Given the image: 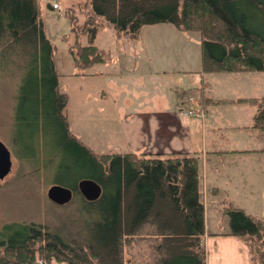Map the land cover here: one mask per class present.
I'll list each match as a JSON object with an SVG mask.
<instances>
[{
  "label": "trees",
  "instance_id": "trees-1",
  "mask_svg": "<svg viewBox=\"0 0 264 264\" xmlns=\"http://www.w3.org/2000/svg\"><path fill=\"white\" fill-rule=\"evenodd\" d=\"M80 1L85 20L76 30L80 37L71 27L74 41L68 48L77 68L104 60L93 45L104 27L134 37L143 25L169 23L199 34L202 72L264 71V0ZM68 16L70 24L76 22ZM52 54L39 0H0V70L15 80L11 98L17 101L6 117L11 130L18 125L21 131L8 138L13 147L28 150L21 154L27 166L38 165L24 175L37 174L43 158L66 174L74 172L67 183L51 181L70 192L58 200L59 209L70 214L57 215L54 222L0 225V264H133L124 248L145 240L151 243V264H204L197 155L91 151L68 129L66 95L58 91ZM240 101L254 107L250 127L264 137V95ZM84 181L97 186L95 197L80 192ZM222 214L228 225L223 234L245 242L251 264H264V221L229 202Z\"/></svg>",
  "mask_w": 264,
  "mask_h": 264
},
{
  "label": "rangeland",
  "instance_id": "rangeland-1",
  "mask_svg": "<svg viewBox=\"0 0 264 264\" xmlns=\"http://www.w3.org/2000/svg\"><path fill=\"white\" fill-rule=\"evenodd\" d=\"M72 3L74 4L69 9L61 2L59 10L57 8L59 14L51 13L45 5H40V16L45 35L53 48L58 91L66 95L63 114L68 129L94 153L126 150L127 143L122 135L121 122L117 120L123 107L125 108L126 100L131 101L128 108L131 110L136 109L139 103L148 102L149 106L156 101L163 105L157 111H168L175 106V91L183 89L191 94L196 87L202 86L204 93L193 91L191 95L198 102L201 101L200 96L216 100V104H208L201 109L203 118L209 119V128L214 127L219 120L221 123L227 116L245 118L250 113L251 118L252 105L237 97L264 95V71L202 72L199 34L195 31L177 30L169 23L143 25L134 37L117 35L110 27L103 28L95 34L93 40L104 57L103 62L88 69L82 66L77 68L68 53L69 45L74 41L71 27L76 34L85 20L86 12L80 0H73ZM69 13L76 17L73 24L69 22ZM76 35L75 38L80 37L78 33ZM80 40L81 44L86 43L84 36ZM158 68L168 71L156 74L155 70H159ZM85 69L86 75H78L79 70ZM14 83L15 80L8 76L7 70H0V146L9 152L10 161L6 173H1L5 165H0V225L47 219L54 222L57 215L70 213L69 210L63 212V209H59L58 200L62 195L60 191L48 192L52 186L51 181L56 178V182L67 183L74 172L66 174L64 168L58 169L57 163L52 165L47 158H43L39 162L41 167L37 174L24 175L25 170L35 169L38 165L27 166L21 154L22 151L28 154V150L13 147V142L8 138L9 132L16 138L21 136L20 127L15 125L11 130L10 121L6 117L8 114L11 116L12 112L8 110V106L12 105L14 108L13 105L16 106L17 102L11 98L16 96ZM222 99L230 103H222ZM231 102L237 104L227 105ZM242 132L233 131L224 139L237 141L243 147H261L258 152L264 151V141ZM212 135L214 134L210 132L206 143ZM219 137L215 144L222 145V135ZM191 146L194 150L200 148L195 134ZM206 148L208 150L209 147ZM210 148L213 149V146ZM197 157L198 189L205 206L206 230L228 229L227 218L222 214L226 201L221 200L224 196L222 160L225 157L212 154H206V159L203 160H200L198 154ZM237 163L241 165L237 164L234 171L244 174L245 178L234 186L230 198L242 206L240 208L244 212L256 214L264 220V153L243 155ZM67 230L71 231L70 228ZM124 255L130 257L133 264H151V243L145 240L135 243L131 248L125 247Z\"/></svg>",
  "mask_w": 264,
  "mask_h": 264
},
{
  "label": "crops",
  "instance_id": "crops-1",
  "mask_svg": "<svg viewBox=\"0 0 264 264\" xmlns=\"http://www.w3.org/2000/svg\"><path fill=\"white\" fill-rule=\"evenodd\" d=\"M53 1L59 5V8L61 2L65 4V8L71 7V5L74 4L72 3L73 0H39V5H45L51 13L59 14L57 9H52L50 6ZM81 5L84 7V2H82ZM93 45L98 48L95 44ZM87 69H85V71L79 70V72H77L78 75H86ZM158 69L159 70H155L156 74L159 72L167 73L168 71L164 68ZM193 91L200 94L204 93L202 92V86L196 87ZM191 94L189 92L186 93L183 89H181L180 92L175 91V106L174 108L168 109V111L166 110L167 112L162 110L157 111V109H162L163 105L156 101H153V103L149 106L147 105L148 102L139 103L137 108L133 110L128 109L131 106V101H124L125 108L123 107L124 110L120 113L117 120L121 122L122 135L126 139L127 148L122 152L112 153L142 152L146 154H157L187 152L200 155V160L206 159V154H212L216 157H220L222 155V157L225 158L224 161L222 160V193L224 196H222L221 200L229 202L233 206L240 208L242 206L236 204L230 198V196L233 195L234 186L240 184V179L245 178L244 174L234 171V169H237V161L240 160L243 155L253 156L254 153H264V151L258 152L261 147H243L237 141L231 142L230 140H225L224 138L227 135L230 136V133L233 131L241 134L243 133L242 131H245L248 135L250 134L253 137L255 136L257 138L256 140L264 141V137L261 133L257 129L250 127L254 107L252 106L253 110L251 112V118H249L250 113H248L249 117L245 118L227 116L226 119L223 118L221 120V123L219 120L214 127L208 128V117L203 118L202 114L201 116L184 115L182 112L183 110L181 111L182 108L180 107L191 108L195 106V104H198L201 109H204L208 104H216V100L212 101L208 97L203 98L200 96L201 101L198 102L194 99L195 96ZM260 96L254 94L240 96L237 97V99L240 100ZM189 97L194 99V103L188 101ZM222 100V103H230L226 102L224 99ZM235 104L237 103L231 102V104L227 105ZM210 132L214 135L210 136L209 142L206 143V138L210 135ZM194 134L196 135V138H198L200 144V148L198 150H194L191 146ZM220 135H222V145L215 144L217 143L216 139L220 138ZM211 146H213V149L210 148ZM206 147H209L208 150ZM238 165H241V163ZM201 201L203 204L204 224V264H251L248 247L241 238L223 234L227 231L225 228H221L220 230H206L205 206L203 200ZM241 209L243 210V208ZM246 214L260 217L256 214Z\"/></svg>",
  "mask_w": 264,
  "mask_h": 264
},
{
  "label": "water",
  "instance_id": "water-1",
  "mask_svg": "<svg viewBox=\"0 0 264 264\" xmlns=\"http://www.w3.org/2000/svg\"><path fill=\"white\" fill-rule=\"evenodd\" d=\"M0 148L2 149V150H4V152L6 153V155H7V161H8V158H9V153H8V151H6L5 149H4V147H2V146H0ZM9 163H8V167L7 168H5L4 169V167H3V171L1 172V173H6L7 171H8V169H9V165H10V161H8ZM1 165V164H0ZM3 165V164H2ZM1 165V166H2ZM4 166V165H3ZM1 173H0V175H1ZM78 187H79V190H80V192L85 196V197H87V198H93V197H95L97 194H98V188H97V186L96 185H94L93 183H91V182H87V181H84V182H81L79 185H78ZM61 192L62 193V195H61V197H60V201L62 202V201H64V199L66 198V197H69V195H70V192L69 191H66V190H64V189H61V188H58V187H56V186H54V185H52V186H50L49 187V189H48V192L49 193H51V192Z\"/></svg>",
  "mask_w": 264,
  "mask_h": 264
},
{
  "label": "built area",
  "instance_id": "built-area-1",
  "mask_svg": "<svg viewBox=\"0 0 264 264\" xmlns=\"http://www.w3.org/2000/svg\"><path fill=\"white\" fill-rule=\"evenodd\" d=\"M50 6H51L52 9H57L58 8V4L56 2H54V1L50 4ZM188 101L194 103V99L191 98V97L188 98ZM180 108H182L181 111L183 110L182 111L183 114L187 115V116H189V115H191V116H201V114H202V110L200 108V105H198V104H195V106H193L191 108H188V107L187 108L180 107ZM37 264H42V261L38 260Z\"/></svg>",
  "mask_w": 264,
  "mask_h": 264
},
{
  "label": "flooded vegetation",
  "instance_id": "flooded-vegetation-1",
  "mask_svg": "<svg viewBox=\"0 0 264 264\" xmlns=\"http://www.w3.org/2000/svg\"><path fill=\"white\" fill-rule=\"evenodd\" d=\"M1 154H2V157H0V158H2V162H1V164L5 165V168H7V167H8L7 165H8V163H9V162L7 161V155H6V153L3 154L2 152H1ZM0 160H1V159H0Z\"/></svg>",
  "mask_w": 264,
  "mask_h": 264
}]
</instances>
